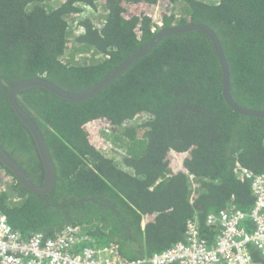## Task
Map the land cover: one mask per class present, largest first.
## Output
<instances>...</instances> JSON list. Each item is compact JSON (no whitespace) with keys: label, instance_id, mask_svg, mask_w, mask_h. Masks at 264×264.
Masks as SVG:
<instances>
[{"label":"trees","instance_id":"obj_1","mask_svg":"<svg viewBox=\"0 0 264 264\" xmlns=\"http://www.w3.org/2000/svg\"><path fill=\"white\" fill-rule=\"evenodd\" d=\"M98 1L100 23L85 15L76 34L69 17L83 6L96 12ZM158 1L0 0V146L36 185L45 168L10 105V86L39 76L70 92L93 87L154 38ZM163 1V27L202 22L216 32L233 98L264 110V0ZM73 45L93 56L65 60ZM17 101L41 129L57 168L53 190L36 194L0 161V209L24 236L50 238L76 224L96 245L114 243L137 258L183 241L195 214L213 242L218 229L207 225L209 213L249 211L255 203L251 181L236 169L264 174V117L225 101L217 52L201 30L164 37L91 98L67 100L34 86ZM250 251L264 264L256 247Z\"/></svg>","mask_w":264,"mask_h":264},{"label":"built area","instance_id":"obj_2","mask_svg":"<svg viewBox=\"0 0 264 264\" xmlns=\"http://www.w3.org/2000/svg\"><path fill=\"white\" fill-rule=\"evenodd\" d=\"M161 3L153 16V31L164 24ZM81 30L79 26L77 33ZM145 117L150 114L138 116ZM236 175L251 181L255 203L249 211L232 207L209 213L207 225L218 229L213 242L203 236L200 217L195 214L187 220L183 241L153 255L127 258L117 244L96 245L76 224L66 225L50 238L42 233L24 236L0 209V264H258L250 246L264 256V174L238 165Z\"/></svg>","mask_w":264,"mask_h":264},{"label":"water","instance_id":"obj_3","mask_svg":"<svg viewBox=\"0 0 264 264\" xmlns=\"http://www.w3.org/2000/svg\"><path fill=\"white\" fill-rule=\"evenodd\" d=\"M195 30H201L205 32L211 39L213 46L217 52L219 62L221 64L222 74H223V96L225 101L237 112L257 117H264V110L253 109L247 106L238 104L232 96L230 88V70L225 52L223 50L222 44L216 34V32L207 24L202 22H189L180 25H174L169 27H160L155 33L154 38L146 43L141 49L131 55L126 61L115 68L109 75H107L99 83L95 84L93 87L82 91V92H70L62 89L55 83L47 80L44 77H31L22 79L15 84L10 86L9 89V102L17 116L22 120V122L27 126V128L32 133L35 142L38 147L44 168H45V181L42 185H36L24 171V169L18 164V162L4 149L0 146V161L7 166L17 177L19 182L28 188L31 192L36 194H48L50 193L56 183L57 179V168L56 164L51 156L49 146L45 140V137L35 122V120L30 116V114L18 103L17 98L21 90L39 86L43 87L53 94L62 97L67 100H85L93 97L105 86L116 79L121 73H123L131 64L136 62L140 57L149 52L153 47H155L164 37L175 35L183 32H190Z\"/></svg>","mask_w":264,"mask_h":264},{"label":"rangeland","instance_id":"obj_4","mask_svg":"<svg viewBox=\"0 0 264 264\" xmlns=\"http://www.w3.org/2000/svg\"><path fill=\"white\" fill-rule=\"evenodd\" d=\"M205 1H214V0H205ZM56 2V0H55ZM57 4V2H56ZM162 5L160 6V11L161 12H166V8L168 7V3L163 1L162 0ZM100 6V3L98 1V7ZM84 8V11L83 13H80V15H74V16H71L69 17L70 20H69V23H70V26H72L74 32L77 34V31H78V27H77V22L80 20V19H83L84 17L86 16H90V17H93V16H98L99 18L98 19H95V23L96 24H99L100 21L99 19L101 18V15L104 13V11L102 10L103 7H99V10L97 9V11H93L92 8L88 7V6H83ZM93 11V12H92ZM86 15V16H85ZM73 32V33H74ZM93 56V50L90 51V50H87V51H83V50H80V49H77L76 48V45H73V46H70L69 50H67V52L65 53V56L66 59L65 60H71L73 59L74 61H77V62H85L87 60H89L88 57H91ZM129 125H133L134 123H128ZM105 153H110V147H107L106 150H104ZM115 151V150H114Z\"/></svg>","mask_w":264,"mask_h":264},{"label":"flooded vegetation","instance_id":"obj_5","mask_svg":"<svg viewBox=\"0 0 264 264\" xmlns=\"http://www.w3.org/2000/svg\"><path fill=\"white\" fill-rule=\"evenodd\" d=\"M17 157H19V156H17ZM44 181H45V177H44Z\"/></svg>","mask_w":264,"mask_h":264}]
</instances>
